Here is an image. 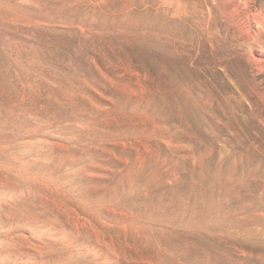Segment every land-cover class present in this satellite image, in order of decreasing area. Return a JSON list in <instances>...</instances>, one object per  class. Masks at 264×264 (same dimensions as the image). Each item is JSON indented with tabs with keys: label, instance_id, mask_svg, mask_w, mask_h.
I'll use <instances>...</instances> for the list:
<instances>
[{
	"label": "rangeland",
	"instance_id": "rangeland-1",
	"mask_svg": "<svg viewBox=\"0 0 264 264\" xmlns=\"http://www.w3.org/2000/svg\"><path fill=\"white\" fill-rule=\"evenodd\" d=\"M0 264H264V0H0Z\"/></svg>",
	"mask_w": 264,
	"mask_h": 264
},
{
	"label": "bare ground",
	"instance_id": "bare-ground-1",
	"mask_svg": "<svg viewBox=\"0 0 264 264\" xmlns=\"http://www.w3.org/2000/svg\"><path fill=\"white\" fill-rule=\"evenodd\" d=\"M238 8H239V7H238ZM238 8H237V9H238ZM262 24H263V23H262ZM253 46H254V45H253ZM253 46H252V47H253ZM256 47H257V45H256ZM259 50H260V49H259ZM253 51H254V50H253ZM260 55L262 56V54H260Z\"/></svg>",
	"mask_w": 264,
	"mask_h": 264
}]
</instances>
